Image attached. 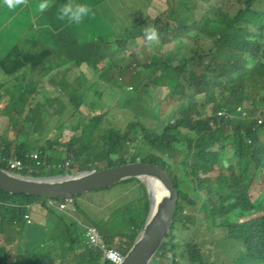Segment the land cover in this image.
I'll use <instances>...</instances> for the list:
<instances>
[{"label": "trees", "instance_id": "1", "mask_svg": "<svg viewBox=\"0 0 264 264\" xmlns=\"http://www.w3.org/2000/svg\"><path fill=\"white\" fill-rule=\"evenodd\" d=\"M113 1L86 0L91 14H111L105 25L111 22L117 5ZM62 3L64 0H52L46 9L35 13L39 32L14 41L0 57V72L5 78L0 81V167L9 169L4 159L12 156L26 162L33 149L38 152V166L33 160L31 170H18L20 173L44 176L137 160L159 164L172 178L178 198L169 231L150 264H264V119L258 122L264 117V0H166L156 15L145 13L122 30L102 31L96 21L93 29L77 34L78 24L58 18ZM131 9L132 4L128 12ZM14 11L0 7V24L12 28L11 36L34 19L30 15L22 24L24 20ZM149 25L157 30L155 41L145 37L144 29ZM131 40L135 46L128 50ZM147 45L154 46L156 52H146ZM74 67L78 70L74 80L60 77L55 81L50 76L55 90L60 84L72 90L67 100L61 96L65 89L57 97L43 94L48 103L57 102L59 97L73 118L85 101L82 93L94 90L87 98L96 96L93 84L97 79L111 87H115L114 80L128 92H144L147 100L141 108L155 111V116L171 106L169 117L159 131H152L134 115L123 126H116L104 109H98L80 115L64 141L52 129L42 140L48 112L41 103L31 104L43 83L34 76L61 70L72 77ZM163 87L167 92H162ZM58 117L63 124L61 113ZM226 141L232 151L230 158L223 160ZM180 147L184 148L181 153ZM55 152L61 169L50 168ZM176 167L179 172L174 171ZM187 180L197 195L201 188L210 186L215 198L204 207L202 219L195 217L189 229L193 218L185 207L198 201L181 187ZM128 181L135 184L128 197L114 203L96 202L95 218L89 208L76 201L77 195L72 197L70 205L90 223L81 225L77 236L68 231L67 250L77 258L76 263H69L113 264L102 260L100 251L87 242V226L96 227L107 247L121 254L129 249L145 219L148 200L138 179L122 182ZM47 199L0 190V233L5 225L25 223L28 205L36 201L57 215ZM53 199L56 203L64 200ZM203 223L208 239L201 234ZM196 227V236L182 237ZM28 247L32 251V245ZM58 254L48 250L11 257L8 248L0 244V264H57L53 257Z\"/></svg>", "mask_w": 264, "mask_h": 264}, {"label": "rangeland", "instance_id": "2", "mask_svg": "<svg viewBox=\"0 0 264 264\" xmlns=\"http://www.w3.org/2000/svg\"><path fill=\"white\" fill-rule=\"evenodd\" d=\"M137 1V3H135ZM39 2V0H23V3L16 7L13 13H17L20 19L24 20L22 24H24L27 20V18L32 15L33 16V22H31L27 27H24V25L21 26L18 30L15 31V36L9 35V31L12 30L8 25L6 28H3L0 24V57H2L5 52L9 49L11 44L14 41H19L23 38H26L30 35H34L35 32H39L35 27L40 25V22L37 21V18L34 17L35 13H39L40 10L37 9L36 4ZM52 3V0H49V5ZM113 3H117L113 7V14L111 17V22H109L107 25L102 24L100 21H104L107 19V16L105 13H102L100 16H95L98 19H100L99 25L101 27L102 31H106V29H112L113 31L116 30H122V28L130 26L137 21H139L145 13H149L150 15L154 16L156 15L160 10L163 9V7L166 5V0H114ZM130 12L128 10L131 8ZM3 16V13H0V17ZM79 28H77V32H81L82 30H88L90 25L88 23H82L78 24ZM92 33V32H91ZM94 33V32H93ZM151 45V44H150ZM147 45L146 52L154 51L156 52V49L154 46ZM135 46V43L129 41L128 43V50H131L132 47ZM123 48H119V50H122ZM139 54V53H138ZM144 56V54H142ZM127 62V61H125ZM85 66V65H83ZM82 66V67H83ZM76 72L78 70L74 67V69L70 72V77L68 73H62L61 70L53 71L50 75H43L38 76L39 74H36L34 76V79L37 81L38 79L41 80L42 83V89L35 94L34 100L31 101V104L33 105L35 102L41 103L43 105V110H46L48 114L44 118V133L41 139L43 140L45 135L47 136L49 134V130L52 129L56 135H58L59 139L61 141H64L66 138L69 137L70 134H72V130L70 129L71 126L75 125V122L80 118V115L87 114L88 112H94L95 110H102L106 111V117L110 120L112 119L111 123H114L116 126H123L125 123H127L130 119L138 118V120L142 121L145 126L152 131H159L162 127L163 121L167 119L170 115V111L172 109L171 106L166 107L163 110V113L160 116H155L154 113L156 112H149L146 109H143L141 107H144V104L147 100V96H145L144 92L135 93L128 92L124 85H118L117 83L112 81L113 85L115 87L108 86V83L105 84L103 79L99 80L97 79L96 82L93 84L95 89L96 96L94 99L87 98L88 96L92 95L89 93L94 92V90L86 91L87 93H82V96L84 97L85 101L83 104L80 105V108L75 112V115L77 116L73 118L71 114L68 115V112L66 111L65 107L61 103L62 100L58 99L57 102H51L48 103L46 101V98H43V94H46V96H50L53 94L55 97H57V94H60L65 89V84H60V89L55 90V84L54 81L51 80V75L54 76L55 81H59L58 78L62 77L67 79L69 77L71 80H74L73 78L77 76ZM62 73V74H61ZM75 74V75H74ZM4 74L0 72V81H4ZM64 81V80H63ZM10 80L6 81L5 84L9 83ZM65 82V81H64ZM131 89V87H127V89ZM263 90L264 87L262 86ZM128 89V90H129ZM162 92H167V88L163 87ZM55 91V92H54ZM64 94H61L62 98H65L67 100V97L70 96L73 92L70 88H67L63 92ZM159 98L161 99L160 93ZM55 104V105H54ZM58 109L61 112H52L54 109ZM100 112V111H99ZM61 113V116H63L62 120H65L63 124L60 125L59 120L60 119L59 114ZM90 114V113H89ZM134 115V116H133ZM68 117V118H67ZM59 122V123H58ZM59 124L60 126L58 128L55 127V125ZM260 134H263V131H260ZM36 136L38 137V134L36 133ZM40 142V141H39ZM184 149V148H183ZM183 149L180 147V153L183 152ZM36 151L33 149L32 151H29L27 154V161H23V167L22 171L27 169L31 170V161H35V165L38 166V163L36 160L32 157H30V152ZM231 148H230V142L226 141L225 147L222 153V159L227 160L230 158L231 154ZM58 153L55 152L53 154V158L51 161L50 168L54 169L62 167V164L59 162L61 159L57 156ZM99 165H101L99 163ZM65 167V166H63ZM176 167L174 171L179 172V168ZM19 170V171H21ZM181 183V182H180ZM179 183V185H180ZM135 184L133 182H120L118 184L110 186V188L100 189V190H91L89 192L81 193L76 196V201L81 205L85 206L86 208H89V212L94 214V218L97 216L96 210L94 209L96 202H102V203H114L118 202L121 199L128 197L129 192H132V187ZM181 187L185 190H189V194L196 198L198 201L195 205H187L185 208L187 209L188 213L192 215V222L189 224V227H192L195 217L197 219H202V217L205 215L206 210L204 209L205 206H208L209 204H212L215 201L214 194L211 191L210 186L209 187H203L199 190V195L193 190H191V182L188 180L181 183ZM120 197V198H119ZM119 198V199H118ZM204 198L203 202H200L201 199ZM118 199V200H117ZM117 200V201H116ZM40 204V201H38ZM41 205V204H40ZM46 208V207H45ZM65 208H69L68 210L65 209L63 211L64 216L59 217L57 215V219L53 217L54 222L53 223H47L46 225L39 226V233L37 235V238L34 242L27 243L26 241V228L28 227V224L30 223H22L21 225H15L14 227L18 229L16 232V235L14 237H11L10 235L7 236V233L0 235V244H4L9 251V254L13 255V257H16L17 247L16 244L19 245V248L21 250H25L26 246L32 245L33 250L29 252L35 253L37 250L38 252H46L48 250H52L56 252V250L59 252L56 257H53L55 262L57 264H60V260L64 255L63 264H73L69 263V261H74L76 263L77 258L73 259L72 257V250H67L69 244H70V237L68 234L72 233L74 236H77L76 232H78L84 223L89 222V218L85 216L84 214L80 213L78 209H75L73 205L68 204ZM47 209V208H46ZM70 210V211H69ZM48 211H46L47 214ZM53 211H51L52 213ZM77 218V219H76ZM75 219V221H74ZM90 223V222H89ZM72 224V225H71ZM204 224L202 225L201 234L203 238H209V234L206 230L207 227L204 228ZM67 227V229L65 228ZM198 227L192 228L188 233H183L182 237L186 239L187 235L194 237L197 234ZM183 238V239H184ZM81 248L76 250V253L79 252ZM61 252V254H60ZM63 254V255H62ZM168 262V261H167ZM168 264V263H167ZM186 264H196V263H189L186 262Z\"/></svg>", "mask_w": 264, "mask_h": 264}, {"label": "water", "instance_id": "3", "mask_svg": "<svg viewBox=\"0 0 264 264\" xmlns=\"http://www.w3.org/2000/svg\"><path fill=\"white\" fill-rule=\"evenodd\" d=\"M131 178L143 184L148 208L142 226L119 264H150L169 231L178 198L172 178L159 164L137 160L44 176L0 167V190L62 199L105 189Z\"/></svg>", "mask_w": 264, "mask_h": 264}, {"label": "clouds", "instance_id": "4", "mask_svg": "<svg viewBox=\"0 0 264 264\" xmlns=\"http://www.w3.org/2000/svg\"><path fill=\"white\" fill-rule=\"evenodd\" d=\"M22 3H23V0H0V6L6 7L7 9H15L16 7H18ZM48 6H49V0H39V2L36 4L37 9L40 11H43ZM57 14H58V18L61 20L70 21L73 24H80L84 20L85 17H87L91 14V7H90L89 3L86 2V0H64V3L59 5ZM144 33H145L146 39L149 41H155L158 39L157 30L155 27H153L151 25L147 26L144 29ZM237 109L241 111V109L239 107H237ZM259 119L261 120V121H258L260 123L263 121L264 117L262 119L261 118H259ZM36 160H38V159H36ZM4 162L6 163L5 159H4ZM9 170H11V169H9ZM12 171H14V170H12ZM15 172H19V171L17 170ZM48 199H53V198H48ZM48 199L46 200V203H47L49 208H54L56 210H63V209H58L56 207V205L55 206L49 205L47 202ZM62 199H64V198H62ZM26 214L30 215L29 213H26ZM26 222L31 223V221L28 222L27 220H26ZM93 246L96 248L95 245H93ZM122 255H124V254H122Z\"/></svg>", "mask_w": 264, "mask_h": 264}, {"label": "crops", "instance_id": "5", "mask_svg": "<svg viewBox=\"0 0 264 264\" xmlns=\"http://www.w3.org/2000/svg\"><path fill=\"white\" fill-rule=\"evenodd\" d=\"M0 7L1 8H6V7H3V6H0ZM102 13H105L106 16H107V19L104 20V21H100V19L95 17V16H100ZM102 13H100V14H98V13L91 14V15H89V16L84 18L86 20L92 21V22L88 23L90 25L89 28L93 29L96 26V21H100L102 24H106L109 21V17L108 16H110L111 14L109 12H102ZM76 25L77 24H75V26ZM75 31H76V28H75ZM77 33L78 32L76 31V34ZM40 204L38 203V201H36L35 203H32V204L28 205V207H29L28 213L30 214L29 218H30L31 223L28 224V227L25 230L26 231V241H27V243H31V242H34L36 240L37 235L39 233V226H41L43 224L46 225L47 223H53L54 222L53 217L55 219H57V217L55 215H53L52 213L47 212V214H46L47 209L45 208V206H42V204L41 205ZM63 211H60V210L56 211L55 210V212L57 213V216H59L60 213H62ZM14 226H15V224L5 225V227H4L5 230H4L3 233H0V235L4 234V233H7V236L10 235L11 237H14L16 235V232L18 231V229L15 228ZM28 246H26L25 250H21L19 248V245L16 244L17 252H18L17 255H24L25 257H29V256L33 255V253L29 254L30 250H28V248H29ZM31 250H33V249H31ZM35 253H39V252L36 250ZM10 256L13 257L12 254Z\"/></svg>", "mask_w": 264, "mask_h": 264}, {"label": "built area", "instance_id": "6", "mask_svg": "<svg viewBox=\"0 0 264 264\" xmlns=\"http://www.w3.org/2000/svg\"><path fill=\"white\" fill-rule=\"evenodd\" d=\"M259 121H261L259 119ZM30 157L37 159L38 153L36 151L30 152ZM6 164H8L9 169L17 171L21 170L23 167V161L22 159L18 157H9L6 158ZM38 163V160H36ZM72 201L71 197H66L64 200L60 203H56L54 199H48V204L51 206H55L58 209H64L70 202ZM24 218L30 222L29 215L25 214ZM84 236L87 240V242L91 243L92 245H95L96 248L101 252V259L107 260L113 264H119L123 260V255L116 249L107 247L106 244L103 242L101 235L99 231L94 226H87L86 230L84 231Z\"/></svg>", "mask_w": 264, "mask_h": 264}]
</instances>
